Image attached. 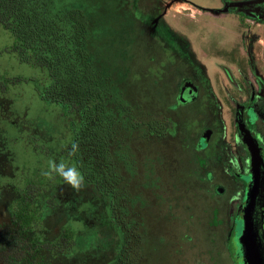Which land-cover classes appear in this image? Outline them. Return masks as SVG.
<instances>
[{"label": "rangeland", "instance_id": "374dc122", "mask_svg": "<svg viewBox=\"0 0 264 264\" xmlns=\"http://www.w3.org/2000/svg\"><path fill=\"white\" fill-rule=\"evenodd\" d=\"M227 1L54 0L57 9L81 8L90 19L87 47L115 120L111 153L123 178L107 191L83 174L77 152L70 154L75 142L83 161H93L81 151L82 113L44 97L53 81L48 68L32 50L23 60L17 38L0 24V241L15 234L49 242L72 231L65 250L10 248L0 252V264H116L128 257L132 264H245L239 220L249 164L240 168L245 174H230L224 186L232 191L213 194V183L195 173L203 157L184 142L189 123L168 110L169 89L184 69L175 52L209 81L229 143L236 97L252 84L264 98V20L222 11ZM197 120L195 139L205 127ZM50 159L77 167L84 187L77 192L58 176H42ZM22 210L34 218L26 229L13 220Z\"/></svg>", "mask_w": 264, "mask_h": 264}, {"label": "trees", "instance_id": "16d2710c", "mask_svg": "<svg viewBox=\"0 0 264 264\" xmlns=\"http://www.w3.org/2000/svg\"><path fill=\"white\" fill-rule=\"evenodd\" d=\"M0 24L17 38L16 50L23 60L31 59L27 52L32 50L34 61L48 68L53 81L44 97L82 113L79 141L86 145L81 151L93 157V161L87 163L81 152H77L76 159L83 174L105 191L109 185L114 188L121 185L123 178L113 162L110 143L115 120L108 113L104 88L87 47L91 23L85 11L57 9L54 0H0ZM13 220L23 223L26 229L34 218L22 210L14 214ZM71 238L72 231L67 228L55 241L49 242L8 234L0 241V252L10 248L22 253L42 248L65 250ZM240 250L245 262L243 247ZM116 264L132 262L128 257Z\"/></svg>", "mask_w": 264, "mask_h": 264}, {"label": "flooded vegetation", "instance_id": "af4514ba", "mask_svg": "<svg viewBox=\"0 0 264 264\" xmlns=\"http://www.w3.org/2000/svg\"><path fill=\"white\" fill-rule=\"evenodd\" d=\"M247 17L264 20V4L255 5L252 9L239 11ZM229 8V9H230ZM177 61L175 64H181L184 69L177 78L174 85L169 89L168 110L174 116L182 117L183 123H189L185 126L188 132L184 142L188 147H192L193 151L199 153L204 159L201 163L199 172H195L201 181L211 185L210 189L217 196H224L229 191L224 184L232 183L230 174H245L241 171V167L249 164L248 177L246 183L247 191L253 186L252 164L255 151L264 165V98L260 97L255 88L249 84L247 92L240 97H236L234 104V141L229 143L224 135V123L221 118L218 105L215 103L216 97L210 89L209 81L205 79L202 72L193 71L189 67L190 59L175 52ZM183 56V57H181ZM175 57V58H176ZM155 59V57H153ZM185 59V64L181 63ZM174 64V65H175ZM202 118L203 127L201 134L197 139L193 137L195 128L198 127L199 121L195 119ZM195 122H197L195 124ZM221 133V134H219ZM245 133L250 138L246 137ZM219 134L217 138L215 135ZM192 139V142L189 139ZM225 191H227L225 193ZM229 191V192H228ZM248 195L247 201L248 203ZM244 207H240L242 219L239 225L243 226ZM263 228H264V208H263Z\"/></svg>", "mask_w": 264, "mask_h": 264}, {"label": "water", "instance_id": "95a60500", "mask_svg": "<svg viewBox=\"0 0 264 264\" xmlns=\"http://www.w3.org/2000/svg\"><path fill=\"white\" fill-rule=\"evenodd\" d=\"M260 4H264V0H229L222 11L226 12L230 7L243 11ZM245 135L250 138L247 133ZM252 172L253 186L244 209L241 244L246 264H264V165L257 151L254 154Z\"/></svg>", "mask_w": 264, "mask_h": 264}, {"label": "clouds", "instance_id": "9594fccd", "mask_svg": "<svg viewBox=\"0 0 264 264\" xmlns=\"http://www.w3.org/2000/svg\"><path fill=\"white\" fill-rule=\"evenodd\" d=\"M79 151L77 143H72L71 153L75 154ZM41 175L48 180H53L55 177L63 179L64 183L70 186L75 191H80L85 185V178L77 167L71 165L64 160L57 162L54 159L48 161L47 169L41 171Z\"/></svg>", "mask_w": 264, "mask_h": 264}]
</instances>
